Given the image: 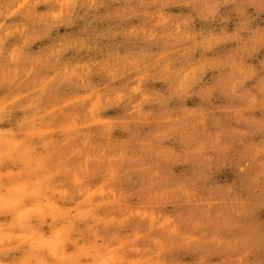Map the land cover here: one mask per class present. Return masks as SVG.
<instances>
[{
	"label": "rangeland",
	"instance_id": "obj_1",
	"mask_svg": "<svg viewBox=\"0 0 264 264\" xmlns=\"http://www.w3.org/2000/svg\"><path fill=\"white\" fill-rule=\"evenodd\" d=\"M0 264H264V0H0Z\"/></svg>",
	"mask_w": 264,
	"mask_h": 264
},
{
	"label": "clouds",
	"instance_id": "obj_2",
	"mask_svg": "<svg viewBox=\"0 0 264 264\" xmlns=\"http://www.w3.org/2000/svg\"><path fill=\"white\" fill-rule=\"evenodd\" d=\"M141 2L143 3V2H144V0H141ZM151 2L155 3V2H156V0H151ZM165 2H166V0H165Z\"/></svg>",
	"mask_w": 264,
	"mask_h": 264
}]
</instances>
